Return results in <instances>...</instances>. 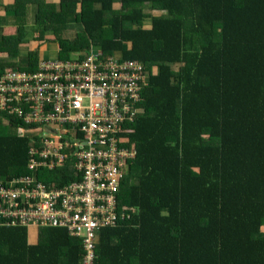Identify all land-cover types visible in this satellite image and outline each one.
<instances>
[{"label": "trees", "instance_id": "obj_1", "mask_svg": "<svg viewBox=\"0 0 264 264\" xmlns=\"http://www.w3.org/2000/svg\"><path fill=\"white\" fill-rule=\"evenodd\" d=\"M48 7L35 29L52 31L58 59L93 46L142 62L149 78L125 135L137 156L122 202L136 215L100 233L95 264H264V0ZM68 15L81 26L77 35ZM6 34L0 48L19 54L25 32ZM24 59L17 68L34 72L38 51ZM17 126L0 123L4 182L28 173L29 140ZM31 238L26 228L0 226V264H81L85 255L62 229Z\"/></svg>", "mask_w": 264, "mask_h": 264}, {"label": "built area", "instance_id": "obj_2", "mask_svg": "<svg viewBox=\"0 0 264 264\" xmlns=\"http://www.w3.org/2000/svg\"><path fill=\"white\" fill-rule=\"evenodd\" d=\"M92 46L42 59L34 72H0V114L29 140L28 173L0 180V226L62 229L95 264L100 233L136 210L122 191L137 151L125 136L141 112L145 65Z\"/></svg>", "mask_w": 264, "mask_h": 264}, {"label": "rangeland", "instance_id": "obj_3", "mask_svg": "<svg viewBox=\"0 0 264 264\" xmlns=\"http://www.w3.org/2000/svg\"><path fill=\"white\" fill-rule=\"evenodd\" d=\"M25 11L27 12L28 16L26 21L23 22V25H20L18 27H7L6 38L10 37L11 35H14L15 38H18L21 37L24 34V32L26 34L25 37L23 38L24 42L20 43L17 47L20 54L18 59L20 58V60H18L16 63H14V61L12 60L14 55H11L7 53L5 50H3V53L6 57L5 63L6 65H10L11 67H18L21 63H23L25 61L24 58L28 51H38L39 59L42 58L45 60H54L59 57L60 50L57 47V44L51 42L52 38L54 37L52 31L46 32V34L42 35L41 32H39V30L38 31L36 30L37 28L41 29V27L38 25L39 23L38 18L42 15H45V13L43 12L39 14V12L35 10H25ZM4 19L6 20V18ZM71 26L75 28V35L81 32V26L78 23L72 22ZM13 28L15 30L8 31ZM3 43L4 42L2 41V47L4 46ZM1 122L3 123L6 121H4L2 115L0 114V123ZM30 235L32 236L31 239L34 240L36 236V230L30 229Z\"/></svg>", "mask_w": 264, "mask_h": 264}, {"label": "crops", "instance_id": "obj_4", "mask_svg": "<svg viewBox=\"0 0 264 264\" xmlns=\"http://www.w3.org/2000/svg\"><path fill=\"white\" fill-rule=\"evenodd\" d=\"M58 4L59 0H0V45L2 44L4 33H7V31H5L7 27H18L23 25V22L26 21L28 14L25 10H35L38 12L45 10L44 13L47 15L49 10L48 6H57ZM4 18H6V20ZM66 18L68 22L72 24V15H68ZM19 56L20 54H17V52L14 54L12 58L14 63L20 60V58L18 59ZM5 60L6 57L3 50L0 48V72L11 67L10 65H6ZM39 60L41 61L42 58ZM26 62L25 59L22 64Z\"/></svg>", "mask_w": 264, "mask_h": 264}, {"label": "clouds", "instance_id": "obj_5", "mask_svg": "<svg viewBox=\"0 0 264 264\" xmlns=\"http://www.w3.org/2000/svg\"><path fill=\"white\" fill-rule=\"evenodd\" d=\"M3 39H4V38H3ZM1 45H2V44H1ZM1 45H0V46H1Z\"/></svg>", "mask_w": 264, "mask_h": 264}]
</instances>
